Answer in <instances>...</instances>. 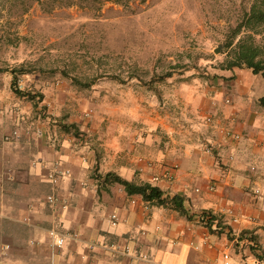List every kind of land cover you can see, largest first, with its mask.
I'll list each match as a JSON object with an SVG mask.
<instances>
[{
	"label": "crops",
	"instance_id": "1",
	"mask_svg": "<svg viewBox=\"0 0 264 264\" xmlns=\"http://www.w3.org/2000/svg\"><path fill=\"white\" fill-rule=\"evenodd\" d=\"M259 76L234 69L212 81H166L168 92L158 97L153 116L143 105L134 110L116 104L115 119L91 117L87 123L83 115L70 116L67 122L80 124L74 130L35 119L32 100L7 93L9 85L0 81V264H223L226 248L233 264H242L252 256L249 243L238 240L242 233L252 235L264 257ZM62 99L69 102V93ZM69 107L64 104V112ZM31 124L45 136L27 135ZM13 129L21 131L20 139L4 142ZM224 129L238 139L224 137ZM50 138L58 141L56 149ZM56 160L70 172L55 190L66 202L64 210L46 203L53 192L47 173ZM108 173L158 188L163 202L151 201L145 210L142 196L106 180ZM202 212L212 216L210 228L200 220ZM50 229L76 238L51 249Z\"/></svg>",
	"mask_w": 264,
	"mask_h": 264
},
{
	"label": "rangeland",
	"instance_id": "2",
	"mask_svg": "<svg viewBox=\"0 0 264 264\" xmlns=\"http://www.w3.org/2000/svg\"><path fill=\"white\" fill-rule=\"evenodd\" d=\"M58 1L33 2L21 14L0 0V68L23 70L14 88L40 95L35 119L61 129L80 126L70 116L115 119L116 104L143 105L153 116L166 81H212L224 71L231 37L234 46H258L264 58V27L235 33L254 0ZM0 81L15 94L9 72Z\"/></svg>",
	"mask_w": 264,
	"mask_h": 264
},
{
	"label": "trees",
	"instance_id": "3",
	"mask_svg": "<svg viewBox=\"0 0 264 264\" xmlns=\"http://www.w3.org/2000/svg\"><path fill=\"white\" fill-rule=\"evenodd\" d=\"M50 0H7L8 6L10 10L12 8H19L21 10V14L26 12L30 4L33 2H37L41 5H44L45 3H48ZM62 0H59L60 2ZM77 0H64L65 6H72L75 4ZM101 1H112V2H122L121 0H101ZM242 22L238 27L235 29V33L238 32L241 27H244L245 29H248L252 32H258L260 28L264 27V0H254L252 3L249 11L244 15ZM232 37L228 39L226 43V47L229 50L228 59L223 63L224 71H233L234 69H246L251 71L253 74H258L261 76V78L264 80V58L261 55V50L258 46L252 44H243L242 42H237L236 45H233ZM233 46V47H232ZM5 71L9 72L12 76V88L14 89L13 92L22 97H27L29 100H32L35 106L37 103L41 102L42 97L40 95L31 96L29 94H25L23 92L17 91L13 84L17 78V75L24 74L23 70H16V69H10L9 71L5 69L0 68V72ZM215 77V76H213ZM259 106L264 108V95L258 99ZM65 130L75 129L74 125L63 126ZM72 127V128H71ZM106 180H110L112 182L117 183L118 185L122 186L123 189L126 191L127 194H138L141 195L144 201H155V202H163L161 199V192L158 188L153 187L147 183L135 185L131 182H128L113 173L106 174ZM171 204L180 212H183L182 205L180 203V200L176 197H172L170 199ZM200 220L208 227L210 228L213 224V218L210 214L206 212H202L200 214ZM240 242H248L249 243V249L253 256H257L260 258H263V255L259 252V248L257 246V243L255 242V239L252 237V235L249 234H241L238 239Z\"/></svg>",
	"mask_w": 264,
	"mask_h": 264
},
{
	"label": "built area",
	"instance_id": "4",
	"mask_svg": "<svg viewBox=\"0 0 264 264\" xmlns=\"http://www.w3.org/2000/svg\"><path fill=\"white\" fill-rule=\"evenodd\" d=\"M226 103H228V100H226ZM205 122L207 124H210L212 122V118L207 117L205 119ZM25 133L27 135H33L36 138H43L45 136V133L43 131V129L41 127H37L34 125L28 126L25 129ZM223 136L226 138H230V139H238V135L234 134L233 132L224 129L222 131ZM21 137V131L19 129H13L11 130L9 133L5 134L3 136V141L6 143L9 142H13L16 141L18 139H20ZM49 146L56 149L58 147V141L55 138H50L48 140ZM208 150V149H206ZM70 174L69 170L66 168H63L60 161L56 160L54 162H52L51 167L47 173V180L52 184V193H50L49 195H47L46 197V203L53 209V210H58V209H62L64 210L66 208V202L63 201L55 192L56 187L58 185V183L61 181V179H63L64 177L68 176ZM165 179L168 181H171L173 179V176L170 172H166V174L164 175ZM160 178L159 177H154L152 179L153 182H157L159 181ZM134 202V201H133ZM148 204L149 202L146 201L143 205V208L145 210L148 209ZM112 219V224L116 223V216L112 215L111 216ZM48 239H49V247L51 249H59L61 248L66 239H75L76 238V234L73 233H67V232H60L56 229H50L48 231ZM236 241V240H235ZM8 247L5 246L3 247V250H6ZM142 259H147L146 255H141ZM222 261L223 264H233L235 263L233 256H232V251L229 248H226L224 252H222ZM242 264H264V259L257 257V256H251L249 258L248 261L242 263Z\"/></svg>",
	"mask_w": 264,
	"mask_h": 264
}]
</instances>
